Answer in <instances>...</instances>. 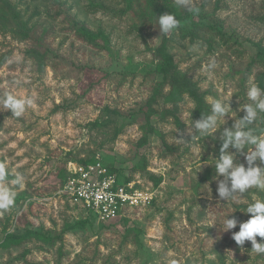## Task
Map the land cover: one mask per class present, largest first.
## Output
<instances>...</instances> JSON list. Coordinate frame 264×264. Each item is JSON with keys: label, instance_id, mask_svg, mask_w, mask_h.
Instances as JSON below:
<instances>
[{"label": "rangeland", "instance_id": "1", "mask_svg": "<svg viewBox=\"0 0 264 264\" xmlns=\"http://www.w3.org/2000/svg\"><path fill=\"white\" fill-rule=\"evenodd\" d=\"M10 2L31 36L21 39L0 26V97L32 103L19 117L0 104V165L16 192L14 206L0 212V264H264L249 241L238 246L232 239L239 225L223 231L228 216L248 220L246 207L264 200V190L251 188L226 202L217 192L223 177L215 172L220 133L243 118L247 90L264 72V0H167L181 13L180 26L166 34L167 50L204 95L203 116L216 100L229 101L231 110L200 134L191 126L201 116L190 97L183 95L175 116L163 113L172 104L159 97L155 132L141 148L138 110L161 79L154 49L162 37V0ZM75 22L100 36L93 43L80 38ZM32 47L49 49L43 70L27 53ZM105 107L119 114L107 125L95 124ZM250 127L264 136V113ZM246 152L235 163L247 166ZM97 154L122 181L130 177L137 187L152 188L154 201L111 222L70 205L59 193L67 163ZM141 157L146 170H134ZM256 164L264 167L259 159ZM18 176L20 183H11ZM80 220L83 226H69ZM28 229L46 238L1 244L7 233Z\"/></svg>", "mask_w": 264, "mask_h": 264}, {"label": "clouds", "instance_id": "2", "mask_svg": "<svg viewBox=\"0 0 264 264\" xmlns=\"http://www.w3.org/2000/svg\"><path fill=\"white\" fill-rule=\"evenodd\" d=\"M186 2V0H181ZM190 11L199 12L198 8H190ZM158 18L160 33L167 34L180 26V21L174 14L166 13ZM247 98L250 103L244 104L241 110L245 112L243 118L236 119L232 128H224L219 139L222 145L219 149V157L215 158L216 177H223L218 182V196L226 202L237 194L242 195L251 188L264 190V167L256 164L257 159L264 164V136L257 135L251 125H254L259 115L264 113V89L258 84H251L247 90ZM30 99L17 98L12 94L0 97V104L6 110H11L13 116L19 117L30 105ZM231 108L228 102L216 100L211 105V114L201 116L194 124L191 123L195 133L206 134L214 129L219 118L229 115ZM225 120V119H224ZM190 135L194 136L191 132ZM235 149V152L229 149ZM245 154L244 163H235L237 154ZM6 170L0 165V212L10 210L15 204L16 192L6 182ZM214 177V179L216 178ZM22 177H16L11 183L19 184ZM210 189V188H209ZM251 214L249 219L239 222L235 217L224 220V230L235 229L239 225V231L232 233V239L238 246H243L246 241L251 243V251L256 254H264V240L257 241V237L264 238V200H256L249 204L245 211Z\"/></svg>", "mask_w": 264, "mask_h": 264}, {"label": "trees", "instance_id": "3", "mask_svg": "<svg viewBox=\"0 0 264 264\" xmlns=\"http://www.w3.org/2000/svg\"><path fill=\"white\" fill-rule=\"evenodd\" d=\"M161 6H159V14H163L164 12L172 13L175 15L177 19L181 17V13L177 10L176 7L170 6L167 3V0H162ZM0 26L5 31H10L16 37L21 39H28L31 36L30 30L26 27L25 23L21 20L20 13L16 10L15 6L10 2V0H0ZM75 27L77 35L88 41L89 43H93L96 38L100 36V33H94L83 27L81 24L75 22ZM167 41L168 37L166 34L162 33V37L160 43L155 47L154 53L157 58V62L155 64L156 72L161 76V79L155 84L153 88L152 94L146 99L143 106L138 110L142 114L143 124L141 127V135L136 142V147L141 148L146 145L152 134L155 132V128L152 124V117L156 113V109L154 108V104L157 103L159 97H165L167 102L172 104V108H164L162 111L165 115H174V111L177 109L178 102L183 98V95H187L191 98V100L195 104V112L198 116H202L205 114L204 110L206 107V102L204 100V95L201 91H199L198 87L187 77L183 76L176 68L174 63V59L172 55L167 50ZM49 49L45 48L43 51L37 48H30L27 50L29 56H31L37 64L38 69L43 70L45 67V60L48 55ZM262 58H264V48L263 51H260ZM264 63V59H263ZM259 85L262 86L264 84V72L258 75ZM167 87L166 93H163L164 89ZM104 117L102 121H96L95 124H109L111 121H114L116 116L119 114L117 110H109L108 107L104 109ZM175 116V115H174ZM175 120L178 122L177 118ZM98 122V123H97ZM179 123V122H178ZM80 163L92 162L93 159H78ZM104 165L108 168L109 172H116V169L112 164H106L103 161ZM146 159L145 157H141L140 160L133 166L134 170H146ZM67 176V170H66ZM149 177L154 180L155 183L159 182V178H156L152 173L149 174ZM130 180V177H126L124 181ZM154 201V200H153ZM83 211V210H82ZM85 212V211H84ZM88 214L86 217L96 220L94 215L90 212H85ZM91 219V218H90ZM85 223L84 220L75 221L71 225V228H77L83 226ZM37 237L41 239H45L46 236L44 233L34 231L31 229L26 230L24 233H7L3 239L1 244L10 245L14 243H21L25 241L29 237Z\"/></svg>", "mask_w": 264, "mask_h": 264}, {"label": "built area", "instance_id": "4", "mask_svg": "<svg viewBox=\"0 0 264 264\" xmlns=\"http://www.w3.org/2000/svg\"><path fill=\"white\" fill-rule=\"evenodd\" d=\"M66 170L60 195L99 222L119 219L128 209L147 207L156 196L152 188H139L135 181L124 182L116 172H109L98 154L92 162L69 161Z\"/></svg>", "mask_w": 264, "mask_h": 264}]
</instances>
